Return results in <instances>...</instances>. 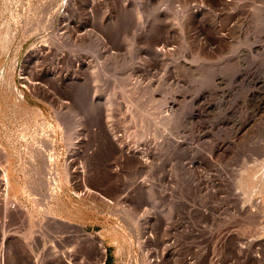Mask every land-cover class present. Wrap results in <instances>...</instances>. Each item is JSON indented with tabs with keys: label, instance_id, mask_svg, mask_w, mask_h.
Here are the masks:
<instances>
[{
	"label": "rangeland",
	"instance_id": "1",
	"mask_svg": "<svg viewBox=\"0 0 264 264\" xmlns=\"http://www.w3.org/2000/svg\"><path fill=\"white\" fill-rule=\"evenodd\" d=\"M70 249L264 264V0H0V264Z\"/></svg>",
	"mask_w": 264,
	"mask_h": 264
},
{
	"label": "bare ground",
	"instance_id": "2",
	"mask_svg": "<svg viewBox=\"0 0 264 264\" xmlns=\"http://www.w3.org/2000/svg\"><path fill=\"white\" fill-rule=\"evenodd\" d=\"M223 3V2H222ZM222 5H224V3L222 4ZM222 7V6H221ZM224 7V6H223ZM92 10V9H91ZM58 33V32H57ZM68 39H69V37H68ZM22 80L24 81V83L25 84H35L36 85V83H33L31 80H30V78H28V77H23L22 78ZM25 88V87H24ZM26 89V88H25ZM124 153V152H123ZM8 186V185H7ZM8 188H9V186H8ZM49 215H50V213H49ZM51 216V215H50ZM49 216V217H50ZM51 219H53V220H55L54 219V217H52ZM50 219V220H51ZM52 222V221H51ZM53 225V224H52ZM69 228V227H68ZM80 230V229H79ZM78 236V235H77ZM81 238H86V239H91L92 237H91V235H89V234H87L85 231H83V230H81L80 232H79V236L76 238L77 239V241L79 240H81ZM76 250L75 249H70V250H66V252H64L63 251V253H55L53 256H56V257H60V258H63L64 259V261H66L67 262V264H75L74 262H76L75 260H76V257H75V254H76V252H75ZM55 252V251H54ZM52 255V254H51ZM69 261V262H68Z\"/></svg>",
	"mask_w": 264,
	"mask_h": 264
},
{
	"label": "crops",
	"instance_id": "3",
	"mask_svg": "<svg viewBox=\"0 0 264 264\" xmlns=\"http://www.w3.org/2000/svg\"><path fill=\"white\" fill-rule=\"evenodd\" d=\"M2 34V33H1ZM2 52V51H1Z\"/></svg>",
	"mask_w": 264,
	"mask_h": 264
}]
</instances>
